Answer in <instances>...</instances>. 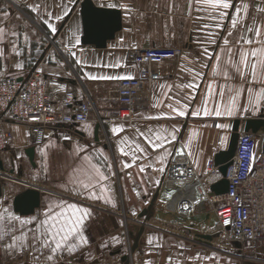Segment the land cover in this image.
<instances>
[{"label": "crops", "instance_id": "obj_1", "mask_svg": "<svg viewBox=\"0 0 264 264\" xmlns=\"http://www.w3.org/2000/svg\"><path fill=\"white\" fill-rule=\"evenodd\" d=\"M93 1L121 12V28L104 48L81 43L80 0H0V75L23 82L35 73L56 109L66 90L79 102L89 93L103 117L97 140L93 117L59 121L37 140L24 123L0 114V264H123L126 254L129 264H227L225 252L214 250L216 238L173 235L170 194L161 183L174 153L205 175L215 153L227 149L235 122L241 133L248 119H264V0H227L234 7L223 16L208 0ZM136 47H177L181 54L156 64L164 76L150 87L147 111L131 120L107 118L112 86L136 73L127 57ZM28 188L39 191V205L23 215L13 199ZM152 198L148 218L141 216ZM69 205L90 213L83 240L70 237L49 261L42 241L75 219ZM257 249L256 260L246 264H264V241Z\"/></svg>", "mask_w": 264, "mask_h": 264}, {"label": "built area", "instance_id": "obj_2", "mask_svg": "<svg viewBox=\"0 0 264 264\" xmlns=\"http://www.w3.org/2000/svg\"><path fill=\"white\" fill-rule=\"evenodd\" d=\"M181 54L177 47L132 48L128 61L135 68L133 77L119 79L112 86L108 112L110 119L131 120L150 108L151 85L164 74L156 64ZM112 92V93H111ZM59 109L45 95L38 75L30 74L19 82L14 76L0 75V114L7 113L13 121L24 123L38 140L53 130L57 122L82 123L91 117L102 122V115L89 93L77 101L72 90L58 99ZM114 105V106H113ZM264 133H239L234 154L226 168L227 191L214 194L206 176L221 175L209 161L205 175H200L183 154L174 153L162 176L161 186L170 194L174 213L184 216L193 213L198 205L206 204V221L212 229L226 232L242 256L256 252L264 241ZM174 201V208H173ZM210 225V226H211ZM246 254V255H245ZM101 264H114L107 260Z\"/></svg>", "mask_w": 264, "mask_h": 264}, {"label": "water", "instance_id": "obj_3", "mask_svg": "<svg viewBox=\"0 0 264 264\" xmlns=\"http://www.w3.org/2000/svg\"><path fill=\"white\" fill-rule=\"evenodd\" d=\"M79 11L82 21V36L81 43L85 45H93L96 48H104L108 40L114 38L115 33L121 28V12L116 8H108L97 6L93 0H80ZM235 122L233 132L230 135L227 149L218 151L213 157V165L217 168V171L221 175V178L215 183L210 185V190L214 194H221L227 191L228 181L225 178L226 168L230 164V160L234 154L239 131ZM101 122L97 121L94 128V137L97 140V132ZM264 127V119H248L245 122L244 132L257 133L260 128ZM29 160H33L34 149L29 147L25 150ZM4 170L3 161L0 158V171ZM2 175V174H0ZM4 175L1 176L3 178ZM0 180V195H1ZM155 198H152L148 208L141 214L146 216L147 213L152 209ZM39 205V191L34 188L25 189L20 194L16 195L13 199L14 211L27 215L33 212V210ZM149 216V215H148ZM143 232L141 226L133 240L131 246H129V253L133 252L137 246L139 236ZM130 236L132 233L129 234ZM198 238L203 239L206 242H210L213 238L211 234H198ZM123 264H129V254L121 257Z\"/></svg>", "mask_w": 264, "mask_h": 264}, {"label": "rangeland", "instance_id": "obj_4", "mask_svg": "<svg viewBox=\"0 0 264 264\" xmlns=\"http://www.w3.org/2000/svg\"><path fill=\"white\" fill-rule=\"evenodd\" d=\"M207 209L208 207L204 203L202 205H198L190 215L181 216L174 213V210L169 208L170 211L172 210L173 235H182V238H190L198 237V234H202L203 232H205V234H211L213 238H216L214 250L217 251V248H219L220 252H225L227 264H246L247 262L253 261L254 259L256 260V255L259 254L258 249L256 250L257 252H255L256 254L253 253L251 255L247 254L248 256H242L240 251H238L232 241H230V238L226 232L218 233L212 229L211 223L202 221L204 217L202 213ZM177 226L181 228L177 229Z\"/></svg>", "mask_w": 264, "mask_h": 264}, {"label": "snow or ice", "instance_id": "obj_5", "mask_svg": "<svg viewBox=\"0 0 264 264\" xmlns=\"http://www.w3.org/2000/svg\"><path fill=\"white\" fill-rule=\"evenodd\" d=\"M208 3L210 4L211 8L215 11V10H221L219 11V15L223 16L225 15V12L222 10H226L229 9L230 7H234L233 5H230V3L227 2V0H208ZM251 30V29H249ZM256 36L260 35L259 29H256ZM262 44H264V41H261ZM253 56L256 55V52L252 53ZM245 65L247 64L246 59L244 60ZM253 68H255V65H253ZM237 71H239V67L237 66ZM179 115H184L183 112L178 113ZM216 115H220V112L217 111ZM121 131V129H113V132H118ZM157 139H160L159 136H157ZM123 151V150H122ZM98 171V170H97ZM141 171H143V169H141ZM162 171V169H161ZM100 180H104L106 179V177H104L103 175H100ZM85 188L88 187L87 184L84 185ZM92 196L95 197V193H92ZM69 209L72 210L73 215L75 216L74 220H69L68 224L65 227L60 228L58 231H50L48 234L51 235L52 240L48 241L47 239H45L44 241H42L44 247L46 248H50L51 251V255H49L47 257V260L49 261H53L54 258L56 257V254L59 253H63V251L65 250V243L69 240L70 237H74L77 235H80L81 229L83 227V223H84V219L86 217H88L90 215L88 209H81V208H77L75 205H69L68 206ZM77 213H80V215H76ZM4 217L0 216V220H3ZM8 220H13V219H19V218H15L12 217L11 215L8 216L7 218ZM27 223V222H24ZM53 228H55V225L52 226ZM61 233H63L61 235ZM57 236H59L60 238L57 239ZM0 239H3V235L0 234ZM80 239L83 240V236L80 235ZM86 243V241H84ZM54 244V247L52 246ZM15 247V245H10L9 248H13ZM76 249V245L75 243H72L70 245H67V252L69 254H71L73 251H75Z\"/></svg>", "mask_w": 264, "mask_h": 264}]
</instances>
